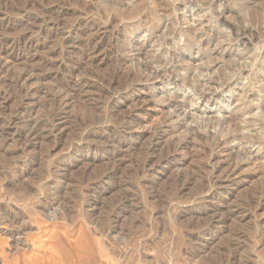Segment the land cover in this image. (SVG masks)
Segmentation results:
<instances>
[{
	"label": "rangeland",
	"instance_id": "1",
	"mask_svg": "<svg viewBox=\"0 0 264 264\" xmlns=\"http://www.w3.org/2000/svg\"><path fill=\"white\" fill-rule=\"evenodd\" d=\"M98 32L112 55H91ZM24 33L32 47L22 43L0 75V264H264V198L246 205L264 184V0H0V42ZM27 67L24 99L7 80ZM61 83L72 92L57 102ZM141 97L155 101L151 121L128 128L122 117ZM28 116L45 123L38 137ZM235 128L257 141L210 150ZM173 142L189 146L164 160ZM230 159L242 177L204 189L210 168ZM215 214L229 218L202 232Z\"/></svg>",
	"mask_w": 264,
	"mask_h": 264
},
{
	"label": "bare ground",
	"instance_id": "2",
	"mask_svg": "<svg viewBox=\"0 0 264 264\" xmlns=\"http://www.w3.org/2000/svg\"><path fill=\"white\" fill-rule=\"evenodd\" d=\"M28 4L29 2L26 1V3L24 5H22V7L24 9H26L28 7ZM9 6V5H8ZM8 6H6L8 8ZM15 7V5L13 6V8ZM12 8V7H11ZM17 8V6H16ZM21 8V7H20ZM6 10V9H5ZM14 10V9H13ZM18 10V9H17ZM52 10V9H51ZM54 10V9H53ZM9 11V10H8ZM51 14V12H44V16L45 14L48 15V14ZM52 15V14H51ZM50 15V19L48 18V20H52L51 19V16ZM43 16V17H44ZM42 18V17H40ZM53 18V17H52ZM45 20V18H43ZM55 18H53L54 20ZM33 20V19H32ZM35 20V19H34ZM40 21H43V20H40ZM47 21V20H46ZM56 21V20H55ZM45 22V21H44ZM54 23V22H53ZM52 25V24H51ZM60 26V25H59ZM53 27H58V21L55 22V25ZM59 28V27H58ZM57 28V29H58ZM36 30V29H35ZM46 30V29H45ZM32 31V30H31ZM37 31V30H36ZM44 30L43 29H39V32L37 34L40 35V33H42ZM27 33V32H26ZM24 33V34H19L20 36L17 37V38H13V39H6V40H3V42H0V75L6 70V72L8 71V69H6L8 67V63L11 62L13 60V58L15 57V55L17 56V52L21 49H23L24 47H32V44L29 39L26 40L27 38V34ZM30 33V32H29ZM36 33V32H35ZM18 35V34H17ZM234 35H236V33H234ZM16 35H14L15 37ZM93 38L90 39L89 43H91V47H90V52H92L91 55H96L97 57V54L99 53H102V52H105L107 55H112V50H116L115 47H112V45L109 47H106L104 45V37H105V32H101V33H97L92 35ZM26 40V41H25ZM30 42V43H29ZM22 43H24V47L22 48ZM201 43V42H200ZM89 45V46H90ZM189 44L186 42L185 43V46H188ZM104 46V47H103ZM32 49V48H31ZM117 51V50H116ZM20 52V51H19ZM143 52V48L141 47L139 49V55ZM89 53V52H88ZM103 55V54H102ZM99 56V55H98ZM103 56H106L105 54ZM89 57V54L88 56ZM90 58H94L93 56L90 57ZM161 60H159L158 58H155L154 60H151L149 61L145 66L144 69H149V67H151V65L153 64H156V63H159ZM178 68V65H176V63H173L172 65H170L169 67H163L162 69L160 70H154V71H147L146 73L143 74V77H145L146 80H149L150 78L152 77H161L163 74H166L168 72L172 73L174 72V70ZM117 73V72H116ZM119 73V72H118ZM117 73V74H118ZM116 74V75H117ZM35 75V72L34 70H32L31 68L29 69L28 67L27 68H22L21 70H18L16 72H14L13 74H10L8 75V80L7 81H10L11 82V86L14 87V92L15 94L21 96V98L25 97L26 95L30 94L29 93V82L31 81V79L33 78V76ZM47 77H50L49 74H45L42 76L43 79H46ZM100 78V77H99ZM115 78L116 77H113L112 78V75L111 76H104L102 75V78H101V82H103L104 84L106 85H110L112 86L113 84V81H115ZM113 79V81H112ZM1 76H0V81H1ZM143 79H141L142 81ZM81 86L80 88L84 89V87H86L87 85H89L88 83L84 82L83 81L81 82ZM190 83V82H189ZM80 84V83H79ZM78 84V85H79ZM187 84V83H186ZM83 85V86H82ZM188 85V84H187ZM190 85V84H189ZM184 86V85H183ZM57 88V91L55 92L54 94V100L56 99L57 102H63V101H66V96L71 93L72 91H70L69 89V86L68 84H59L56 86ZM79 88V89H80ZM75 89V93L79 91ZM6 93H0V96L3 97V98H7V94L8 91L7 89H5ZM194 92L197 93L199 95L200 98H207V94L208 92H212V89H200V88H197V89H194ZM12 94V93H11ZM16 95V96H17ZM180 94L178 93H175V95L172 97V101L168 103L167 106L169 107H173L175 105H177V100L178 98H180ZM70 97V96H69ZM25 99V98H24ZM24 99H22V103L20 105H18L17 108H15V112L17 114H19L24 108H23V105H24ZM154 99L152 98H148V97H141V103L143 104L142 106L140 105V107L136 108V110H132L128 113H126L125 116L122 117V121L124 123L125 126H128V128H143L145 127L147 124H149V122L151 121L150 118V114L146 113L147 111V108L148 106H152L153 104ZM19 104V103H18ZM138 106V105H136ZM50 118H52V113H50ZM30 116V115H29ZM27 117L25 119V122L27 123L25 126L27 127V134L30 135V136H37L38 137V134L39 133V130L41 129L42 126L45 125L44 122L42 121H34L32 120L30 117ZM263 115H261L262 117ZM172 117V116H171ZM34 121V122H33ZM225 121H222L221 123H224ZM15 121H11V123L9 124V126L11 124H14ZM47 123V122H46ZM97 124L96 122L94 123H90L89 126H94L92 128H95L97 127ZM6 126V125H5ZM3 132H1V135L5 134L6 130L5 129H2ZM57 128H54V127H51L50 129V132L48 133V135H51V134H55ZM22 133V132H21ZM190 136H200L202 138H204L203 134H200L199 132L197 131H194V130H190L189 132ZM209 134V133H208ZM152 136H157V127L153 128L152 129ZM206 137H208L206 135ZM238 138H242V140H247V142H251V143H254L256 142L257 140L251 138V137H247V136H241L239 134V130L238 128H235L233 131H231L230 133H227L223 138H220L218 140H216L214 142V144H212L210 150L213 148H219L221 149L223 146H225L227 144V142L229 140H232V139H238ZM261 144L264 145V140H260L259 141ZM189 146V143L188 142H173L170 147L168 148V150L165 152L163 151V153L161 154V158H163L164 160L166 159H170L172 158L171 157V154H174L176 152H182L183 150H185L187 147ZM157 146L156 145H153L151 146L148 150H147V160L145 161V163H148V161L150 160L149 159V155H154L156 153V150H157ZM207 150H203V153H206ZM158 155V154H157ZM238 157V156H236ZM217 159V154H209L208 157H207V162L208 164H214L215 163V160ZM252 163H255V159H253L251 161ZM145 165L143 166V168L145 169ZM244 168V164H241L239 163V161H234L232 159L226 161V163L224 165H220L219 167H214L212 166L210 168V173H211V176L209 177L208 179V182L206 184H204V189L209 187V186H212V185H215L217 184L218 182H223V180H231V181H234L235 179L234 178H241V173H242V170ZM218 175V179L215 180L214 178V175ZM184 177V175H179L177 176V180H182V178ZM245 178V177H243ZM178 191H181L178 189ZM262 198H264V184L263 186L260 188L259 190V194L256 195V196H253V197H249L248 201H247V206H252L254 204H258V205H261L262 203ZM216 210H219L218 213L220 214L224 212L223 209H216ZM223 211V212H222ZM204 212V211H203ZM231 212V211H230ZM233 212V211H232ZM232 212L230 214H232ZM206 213V211H205ZM232 216V215H231ZM227 218H229V215L228 214H225L224 217H222L221 215H217L215 214L210 220L209 222L206 223V228H203V231L202 232H207L209 230H211L213 227H215V225L219 222H224ZM232 245H228L226 247V250L228 251V253L230 255H234L233 252H232ZM227 261H229V259L227 258Z\"/></svg>",
	"mask_w": 264,
	"mask_h": 264
}]
</instances>
